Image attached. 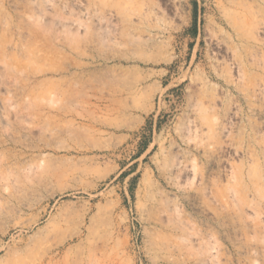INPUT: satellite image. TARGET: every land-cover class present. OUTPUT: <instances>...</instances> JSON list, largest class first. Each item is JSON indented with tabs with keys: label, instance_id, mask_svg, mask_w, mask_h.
I'll return each mask as SVG.
<instances>
[{
	"label": "rangeland",
	"instance_id": "374dc122",
	"mask_svg": "<svg viewBox=\"0 0 264 264\" xmlns=\"http://www.w3.org/2000/svg\"><path fill=\"white\" fill-rule=\"evenodd\" d=\"M238 1L0 0V264H264V0Z\"/></svg>",
	"mask_w": 264,
	"mask_h": 264
},
{
	"label": "bare ground",
	"instance_id": "6f19581e",
	"mask_svg": "<svg viewBox=\"0 0 264 264\" xmlns=\"http://www.w3.org/2000/svg\"><path fill=\"white\" fill-rule=\"evenodd\" d=\"M220 5H221L222 13L225 16V18L227 19L226 22L228 23V25L229 24L231 25L230 20L233 19L235 14L237 13L238 6L240 5L239 1L238 0H220ZM227 23H225V24H227ZM234 29H236V28H234ZM0 248H2V247L0 246ZM7 255H8V251L7 252L5 251L4 255L1 256L0 258L4 259ZM12 261H14L13 258L6 259V262L4 264H11Z\"/></svg>",
	"mask_w": 264,
	"mask_h": 264
}]
</instances>
